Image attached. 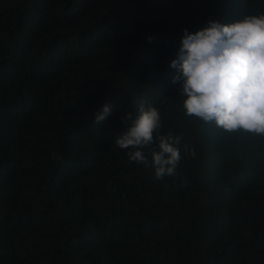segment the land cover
I'll return each instance as SVG.
<instances>
[{
  "label": "trees",
  "instance_id": "1",
  "mask_svg": "<svg viewBox=\"0 0 264 264\" xmlns=\"http://www.w3.org/2000/svg\"><path fill=\"white\" fill-rule=\"evenodd\" d=\"M260 13L264 0H0V264H264V137L186 115L170 66L184 29ZM140 98L158 134L182 137L172 177L115 143Z\"/></svg>",
  "mask_w": 264,
  "mask_h": 264
},
{
  "label": "clouds",
  "instance_id": "2",
  "mask_svg": "<svg viewBox=\"0 0 264 264\" xmlns=\"http://www.w3.org/2000/svg\"><path fill=\"white\" fill-rule=\"evenodd\" d=\"M183 31L177 58L170 66L178 69L173 83L181 84L185 114L229 133L243 131L264 137V13L232 23L209 20L194 33ZM112 113L113 106L105 103L95 122ZM122 123L125 130L115 143L127 150L130 161L151 166L158 180L176 175L182 137L158 134L162 118L156 107L146 106L140 98L136 114L128 112ZM154 144L155 148L150 147ZM184 150L195 155L187 145Z\"/></svg>",
  "mask_w": 264,
  "mask_h": 264
}]
</instances>
